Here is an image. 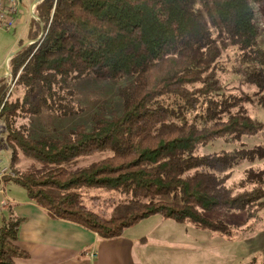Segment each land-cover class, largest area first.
Segmentation results:
<instances>
[{
	"label": "trees",
	"instance_id": "1",
	"mask_svg": "<svg viewBox=\"0 0 264 264\" xmlns=\"http://www.w3.org/2000/svg\"><path fill=\"white\" fill-rule=\"evenodd\" d=\"M256 7L264 0H40L37 19L28 23L31 43L19 41L9 60L13 96L0 78V132L11 169L18 152L49 168L14 171L12 180L50 218L101 238L118 237L151 215L230 237L231 225L207 214L264 206V169L249 168L238 184L227 185L239 164L264 158V147L200 150L216 140L238 144L262 129L246 107L253 98L227 93L218 74L234 50L236 72L264 106ZM90 76L126 80L117 92L119 111L108 115L99 107L89 129L38 137L16 125L20 112L81 113L74 85ZM95 155L101 156L79 166ZM114 195L133 205L106 216L99 207H109ZM23 219L8 205L0 264L28 256L18 245Z\"/></svg>",
	"mask_w": 264,
	"mask_h": 264
},
{
	"label": "rangeland",
	"instance_id": "2",
	"mask_svg": "<svg viewBox=\"0 0 264 264\" xmlns=\"http://www.w3.org/2000/svg\"><path fill=\"white\" fill-rule=\"evenodd\" d=\"M35 0H22L18 5V13L12 29L5 30L0 28V78L5 77V59L8 55L18 49V42H27L28 23L31 18L30 9ZM37 4V3H36ZM255 19L261 27L259 35V46L264 49V7L255 8ZM221 71L219 76L224 84L225 91L243 97L253 98L252 103H247L246 107L249 115L258 123L261 130L250 137H243L241 142L228 143L223 140H216L210 143L200 152H213L221 150H231L238 147L252 148L254 146L264 147V106L257 103L253 97L254 87L249 85L241 73L236 72L237 56L234 50H228L220 61ZM7 81L9 79H6ZM126 80L114 78L87 77L78 81L74 85L77 92V99L83 106V111L69 116H57L49 111H43L37 116H31L20 112L17 117L16 125H23L28 128L33 137L41 135H51L57 131L61 132L83 125L86 128L91 126V115L99 107H104L109 115L120 110V100L117 96L118 89L125 84ZM14 88V89H13ZM11 88V96L14 95L15 87ZM242 145V146H241ZM11 169V150L7 146L3 132H0V161L8 167L10 171L30 170L35 173H42L49 167L38 164L34 161L21 159ZM101 155L85 158L79 164L83 166L89 162L98 160ZM249 168L264 169V158L254 161H244L235 167L230 173L227 185L238 184L244 177L245 171ZM10 178L1 187L4 194H0V200L22 201L28 199L25 190L18 183ZM97 191L92 192V194ZM89 203V202H87ZM133 204L130 200L121 196L114 195L112 204L107 207L102 205L99 208L105 210V215L109 216L113 211L120 214L125 213ZM8 215V208L0 204V225ZM210 218L221 219L231 225V236L223 235L214 231L200 229L191 223H178L172 219H165L161 215H151L130 226L126 230L127 235L150 237L154 240L166 239L173 248L160 250L165 253L173 254L175 264H262L264 259V206L257 208L254 206L248 210H234L232 212L217 211L207 214ZM164 246L165 244L162 243ZM170 245H168L170 247ZM151 249V247L149 248ZM161 257L160 261L162 260Z\"/></svg>",
	"mask_w": 264,
	"mask_h": 264
},
{
	"label": "crops",
	"instance_id": "3",
	"mask_svg": "<svg viewBox=\"0 0 264 264\" xmlns=\"http://www.w3.org/2000/svg\"><path fill=\"white\" fill-rule=\"evenodd\" d=\"M6 182L0 180V194H4L1 187ZM0 204L5 208L11 205L15 214L24 218L18 245L28 256L17 258L15 264H175L173 254L160 250L173 248L166 239L127 235L130 227L118 237L101 238L74 222L50 218L29 199L19 202L2 197Z\"/></svg>",
	"mask_w": 264,
	"mask_h": 264
},
{
	"label": "built area",
	"instance_id": "4",
	"mask_svg": "<svg viewBox=\"0 0 264 264\" xmlns=\"http://www.w3.org/2000/svg\"><path fill=\"white\" fill-rule=\"evenodd\" d=\"M22 2V0H0V28H3L5 30L12 29L15 18L18 13V5ZM31 18L37 19V17L33 13V7L30 9ZM5 65H6V72L5 77L6 79H9L8 85L10 87L9 92L11 91V88L13 87V77L11 75V72L9 70V59L8 56L5 59ZM16 79V78H14ZM8 92V94H9ZM7 94V95H8ZM14 177V173L8 169L1 161H0V180L3 177Z\"/></svg>",
	"mask_w": 264,
	"mask_h": 264
},
{
	"label": "water",
	"instance_id": "5",
	"mask_svg": "<svg viewBox=\"0 0 264 264\" xmlns=\"http://www.w3.org/2000/svg\"><path fill=\"white\" fill-rule=\"evenodd\" d=\"M40 0H35L33 4H36L38 3ZM16 51H14L13 53H11L10 55H8V59L10 60V58L13 56V54L15 53Z\"/></svg>",
	"mask_w": 264,
	"mask_h": 264
}]
</instances>
